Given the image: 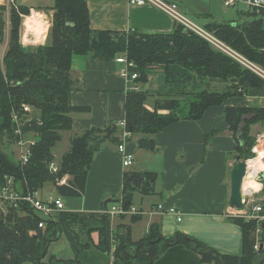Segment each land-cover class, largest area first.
Masks as SVG:
<instances>
[{"label": "trees", "instance_id": "16d2710c", "mask_svg": "<svg viewBox=\"0 0 264 264\" xmlns=\"http://www.w3.org/2000/svg\"><path fill=\"white\" fill-rule=\"evenodd\" d=\"M5 10L4 6L0 7V31L3 28L0 47L5 42L2 16ZM41 10L52 12L45 43L21 44L20 18L28 16L30 9L11 6L6 50L0 54V145L18 140L12 116L21 117L22 106L31 109L29 121L21 128L23 135L31 134L35 141L28 163L24 166L13 163L0 152V182L5 176L12 177L22 195L33 196L50 183L60 196L82 197L93 156L106 142L120 143L121 130L111 122L103 129L92 128L75 134L57 162V172L49 171V164L54 161L52 150L61 141V132L72 129L71 115L88 112V108L70 103L77 86L71 70L73 55L112 61L122 53L133 62L135 67L129 71L139 75L136 82L140 90L128 89L124 96L123 121L131 133L126 143L138 136V147L148 152L155 150L153 136L160 130L182 120H199L210 107L232 97H243L250 89H264V80L178 23H174L169 34L100 31L90 29L85 0H53L50 7ZM245 16L248 18L245 23H213L204 29L264 70V9L246 11ZM153 74L157 78L155 87L150 88L149 77ZM208 79L218 80L224 88L210 90L203 82ZM224 119L237 140L235 154L242 157L241 154L250 153L253 146L250 128L264 123V107L227 109ZM212 135L213 132L206 141ZM139 175L143 178L140 194L153 195L154 175L150 172ZM64 176L71 179L65 185H58ZM133 192L129 177L124 175L120 198L126 207L132 205ZM119 200L103 201L100 213L60 211L54 220H45L44 231L38 228L40 216L28 204L7 207L4 213L0 211V264H108L112 240L116 244L114 264H154L169 248L178 245L199 254L204 264H264V225L260 239L263 246L255 251V221L229 217L242 229L241 256L219 255L180 234L164 238L154 224L139 241L133 242L128 229L111 230V219L103 213L109 203ZM138 219L139 215L131 216L132 222ZM93 233L97 234L96 242ZM60 234L65 236L73 259L50 256L45 262L53 236Z\"/></svg>", "mask_w": 264, "mask_h": 264}, {"label": "crops", "instance_id": "0c3cea01", "mask_svg": "<svg viewBox=\"0 0 264 264\" xmlns=\"http://www.w3.org/2000/svg\"><path fill=\"white\" fill-rule=\"evenodd\" d=\"M85 1L92 30H135L144 34H169L174 27L171 18L150 5L131 6L127 0ZM173 1L188 20L194 24L197 23L194 21H199L203 28L213 23H245L248 20L245 16V3L248 0H235V4L227 9L224 8V0ZM4 2L5 0H0V6H5ZM7 2L13 6L28 7L32 12L29 16L37 13L42 17V14L35 11L43 13L41 9L50 7L53 0ZM46 12L50 18L47 29L35 41L24 38L23 21V32H20L23 46L45 43L52 18V12ZM5 14L3 45L6 49L9 14ZM29 16L24 17V20ZM0 54L3 55L1 51ZM120 67L115 60L99 61L80 55L72 56L71 70L77 78V86L71 93L70 103L72 106L88 108V112L71 115L72 129L65 131L68 134L66 149L69 148V140L73 135H80L92 128L103 129L108 122L117 123L123 120L124 96L128 85L118 75ZM156 78L149 77L152 80ZM203 82L208 84L210 90L224 88V84L218 80L208 79ZM249 107H264V89H250L243 97H232L221 105L210 107L199 120H182L160 130L153 136V152L141 150L137 144L138 136H133L125 145L126 152L133 156V164L129 168L122 167L117 144L104 143L93 156L84 194L76 199L62 200L63 211L100 213L103 201L110 198L121 199L124 175H127L134 190L131 206L137 208L141 215L135 222L131 221V216L113 218L110 223L111 230L119 229L123 232L128 228L131 240L137 242L154 224L164 238L180 234L204 244L219 255L241 256L242 229L228 216L231 208L228 204L229 174L237 157V140L224 119V113L227 109ZM212 132V137L206 141V137ZM145 172L154 175V194L151 196H142L141 190L135 188L138 181L136 177H141L139 174ZM133 176L135 178L130 180ZM70 179V176H66V183ZM34 195L37 199L46 200L42 192ZM113 204L115 203H109L107 208ZM158 205L166 210L176 209L181 215V221L177 222L176 217L167 212L157 211ZM51 219H55L54 214ZM91 236L96 242L97 234L93 233ZM53 237L54 241L49 244L44 261L47 262L50 256L60 260L73 259L65 236L60 234ZM154 264L204 263L199 254L178 245L169 248Z\"/></svg>", "mask_w": 264, "mask_h": 264}, {"label": "built area", "instance_id": "2783aa9c", "mask_svg": "<svg viewBox=\"0 0 264 264\" xmlns=\"http://www.w3.org/2000/svg\"><path fill=\"white\" fill-rule=\"evenodd\" d=\"M128 4L131 6H146L150 5L162 13L166 14L169 18L172 19L174 23H178L184 27V29L188 32H191L210 44L215 50L225 54L226 56L232 58L236 61L241 67L249 70L254 75L264 80V70L247 60L244 56L240 55L229 46H227L224 42L220 41L218 38L214 36V34L208 32L203 27H199L190 20L181 12L179 6L173 0H127ZM235 4V0H224V8H230ZM245 8L247 12H251L253 10L264 9V0H248L245 3ZM115 62L119 64L121 67L119 69L118 75L123 78L130 91H139L140 84L137 83V79L139 75L137 73H131L129 70L135 65L133 62L127 60L126 55H122L115 59ZM23 115L19 117L17 114L12 116L13 122L15 123L14 134L18 137V140L14 143V145L20 148V158L18 162L21 166H24L28 163L30 157V148L35 144L34 139H32V135L29 134L30 139L26 140L27 136L22 134V126L25 125L29 121V115L31 113V109L29 106H22ZM116 127L121 130L119 135L120 143L117 145V152L121 157L122 167L129 168L133 164V156L126 152L125 145L126 139L131 136V133L126 129L125 122L123 120L115 123ZM258 150L264 151V133L260 134L255 141V145L252 148V153L257 155ZM256 158L254 159V161ZM253 160L245 161L246 174L250 169V162ZM264 167V166H263ZM51 173H56L58 170V163L53 161L49 164L48 167ZM244 177V179H245ZM243 179V182H244ZM253 180L257 184L258 188L254 189L251 193L245 194L242 189V205L243 207L239 210L235 208H230L228 211L229 217H240L246 221H255L256 228L254 231V236L256 239V243L254 245V250L257 251L263 245L260 243L262 225H264V195L262 193L264 187V168L263 170H257L255 172ZM242 182V186H243ZM58 185L66 184V176L61 178L58 182ZM19 204H28L35 213H37L41 220L38 223V228L41 230H45V220L51 218V216L64 209V203L61 198H51L48 197L46 200L37 199L35 195H22L16 190L14 185V180L10 176H5L3 181L0 182V211L4 213L7 207L9 208H18ZM156 210L159 212H167L176 217V221H181L180 213L174 209H164L162 205H158ZM108 215L110 219L121 217V216H134L141 215V212L133 207H126L122 200L120 199L118 202L113 204L111 207L107 208L106 211L103 212ZM32 234V233H31ZM115 249L116 244L112 240L110 253H109V262L108 264H114L115 260Z\"/></svg>", "mask_w": 264, "mask_h": 264}, {"label": "rangeland", "instance_id": "374dc122", "mask_svg": "<svg viewBox=\"0 0 264 264\" xmlns=\"http://www.w3.org/2000/svg\"><path fill=\"white\" fill-rule=\"evenodd\" d=\"M4 3H5V6L4 7L6 8L5 12H8V14H9V10H10L11 6H13V5H12V3H9L8 4L7 0H5ZM2 6L3 5H1L0 7H2ZM35 12H38V13L42 14V17H40L42 19L41 20L42 22H41V26H40L39 30L38 31H34L31 34V38L30 39L33 40V41H35L36 39H38V38H40V37L43 36L44 30L47 29V25H48L47 24V21L49 22V20H50V18L48 17V13L45 12L44 10H42V12L44 14H47V16L44 15L43 13H41L40 11H35ZM31 13L32 12H30V14ZM2 16H3V19L5 20L7 14H5V15L2 14ZM24 17H26V16H22L20 18L21 19L20 20V32L21 33L23 32V21H24ZM194 22H197L198 23V26H201L202 27V25L199 24L200 23L199 21H194ZM3 24H4V22H3ZM4 28H5V26H4ZM2 31H3V28L0 31V33ZM47 32H48V30H47ZM21 41H22V39H21ZM43 41L41 43H43ZM37 45H40V44H37ZM4 50H6L5 49V45H2L0 47V51H1L2 54H3ZM120 56H122V53H119L116 58H118ZM0 63L2 64V56L0 57ZM152 76L154 77L156 75L153 74ZM149 81H150V84H149L150 85V88H154L155 87V80L149 79ZM148 107H150V104H149ZM262 133H264V123L263 124L262 123H256V124H254V125L251 126L249 136L253 139V146L255 145L256 138L260 134H262ZM61 135H62L61 141L58 144H56V146L52 150V153H53L54 161L55 162H59V160L61 159L60 158L61 155L64 153L65 150H68V149H66L67 148V144H68V141H67L68 134L64 131V132H61ZM29 139H30V136L28 135L27 138H26V140H29ZM253 146H252V148H253ZM0 152L3 153V155H5V157L7 159H9V161H11L13 163H17L18 160H19V158H20V152H21V150H20L19 147L17 148L14 144H9L7 142H3V144L0 145ZM251 153H252V149H251L250 153H248V154H243V155L241 154L242 157H240L239 155H237V156H239L240 157V160L243 161V162H245L247 160H250V159L254 160L255 158H257V155L255 153H252V154ZM263 187H264V185H263ZM256 188H258V187H256ZM41 192L43 193L42 196L43 197H46V198L47 197L56 198V197L60 196V195H58L55 187L52 184H50V183L45 184L43 186V188L40 189V190H38L35 194L41 193ZM263 195H264V193H263ZM60 198L63 201H66V200H69V199H76L75 197H64V196H60ZM25 264H31V263L27 262Z\"/></svg>", "mask_w": 264, "mask_h": 264}, {"label": "bare ground", "instance_id": "6f19581e", "mask_svg": "<svg viewBox=\"0 0 264 264\" xmlns=\"http://www.w3.org/2000/svg\"><path fill=\"white\" fill-rule=\"evenodd\" d=\"M42 19L40 18V15L34 13L31 16L27 17L24 20V38H26L28 41H30L31 39V34L34 31H38L40 26H41V21ZM259 154L258 158H256V160L250 162V170L249 172L246 174V177L244 179L243 182V186L242 189L244 191L245 194H249L251 193L254 189H257L256 187L257 184L255 183V181L253 180L255 172L257 170H261L263 169L264 166V151H260L258 150L257 152ZM128 229V228H127Z\"/></svg>", "mask_w": 264, "mask_h": 264}, {"label": "water", "instance_id": "95a60500", "mask_svg": "<svg viewBox=\"0 0 264 264\" xmlns=\"http://www.w3.org/2000/svg\"><path fill=\"white\" fill-rule=\"evenodd\" d=\"M26 45L36 46L33 44H26ZM245 173H246L245 163L240 160L239 156H237L235 159V164L232 166L230 170V174H229L230 191H229V198H228L229 206L237 210L243 207L242 202H241L242 201V182L245 177ZM133 178L135 177L134 176L131 177L130 180H132ZM136 178L138 181H137V186H135V188L138 191H140L141 190L140 184L143 178L142 177H136Z\"/></svg>", "mask_w": 264, "mask_h": 264}]
</instances>
